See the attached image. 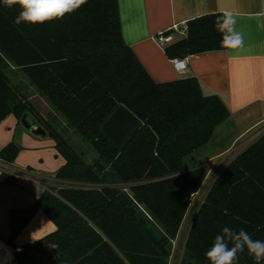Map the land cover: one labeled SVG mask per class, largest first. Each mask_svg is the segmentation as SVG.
Here are the masks:
<instances>
[{
    "label": "trees",
    "instance_id": "trees-1",
    "mask_svg": "<svg viewBox=\"0 0 264 264\" xmlns=\"http://www.w3.org/2000/svg\"><path fill=\"white\" fill-rule=\"evenodd\" d=\"M18 12L0 0V122L26 116L54 141L64 165L54 176L59 183L28 210L10 212L11 235L4 244L12 264H170L192 200L206 181V165L225 152L229 138L205 163L194 161L189 169L185 161L221 143L227 108L217 96H204L195 78L154 83L124 43L117 0H87L43 25H16ZM219 16L185 23L186 35L164 47L165 56L174 61L224 51L214 26ZM12 68L91 145L96 159L86 161L52 121L39 122L6 75ZM19 151L9 144L0 159L11 164ZM220 167L195 210L179 264H208L204 253L225 225L264 240V134ZM17 182L0 175V184ZM37 211L56 230L35 243L12 245ZM238 264L254 261L245 251Z\"/></svg>",
    "mask_w": 264,
    "mask_h": 264
},
{
    "label": "crops",
    "instance_id": "crops-1",
    "mask_svg": "<svg viewBox=\"0 0 264 264\" xmlns=\"http://www.w3.org/2000/svg\"><path fill=\"white\" fill-rule=\"evenodd\" d=\"M117 2L124 43L154 83L195 78L204 96H217L227 108L230 115L227 125L232 123L236 129L228 136L225 152L212 160L218 165L226 163L264 134V20L261 18V0ZM225 13L236 17V28L244 37L242 46L190 56L186 72L177 74L172 60L156 43V36L174 25H182L204 15ZM9 144H15L20 151L11 164L0 159V175H13L18 182L16 186L0 184V264H12L13 260L12 250L4 244L11 235L10 212L28 210L48 186L59 183L54 176L64 165L52 139L33 135L11 115L0 122V151ZM55 230L52 221L42 211H37L10 242L14 246L32 244ZM182 250L183 247L177 264Z\"/></svg>",
    "mask_w": 264,
    "mask_h": 264
},
{
    "label": "clouds",
    "instance_id": "clouds-1",
    "mask_svg": "<svg viewBox=\"0 0 264 264\" xmlns=\"http://www.w3.org/2000/svg\"><path fill=\"white\" fill-rule=\"evenodd\" d=\"M4 6H17L16 25H43L60 20L78 11L87 0H2ZM237 19L232 13L219 16L215 22L225 48L238 49L243 44V34L236 28ZM247 251L254 264H264V240L253 239L244 229L225 225L215 235L204 255L208 264H238L239 254Z\"/></svg>",
    "mask_w": 264,
    "mask_h": 264
},
{
    "label": "rangeland",
    "instance_id": "rangeland-1",
    "mask_svg": "<svg viewBox=\"0 0 264 264\" xmlns=\"http://www.w3.org/2000/svg\"><path fill=\"white\" fill-rule=\"evenodd\" d=\"M5 73L11 79V81L15 85L18 86V89L23 93V95L30 101V103L36 109L37 115H39V117H40V118H38L39 122L45 121V120H47L48 122L52 121L54 123L53 127L62 136H66L65 138L68 139L70 144L73 146V148L78 153L84 154V158L86 161L89 162V160L97 158V155L94 152L91 145L89 143L84 142L79 135L75 134L73 132V130L66 125L64 120L51 109L48 101L44 97L39 95L38 92L30 85V83L27 81V79L24 77L23 73L20 70L12 68L11 70H7ZM220 129H222V131H223L222 133L224 135V136L222 135L223 140L221 141V143H219V141L217 140L216 144L215 143L212 145L210 144V145L206 146L198 154H194L191 157L187 158L185 161L187 168H189V169L193 168L194 161H196L198 163H205L207 155L212 154L211 151L215 150V147L217 145H219V144H220V146L223 145L226 142L228 136L233 132V130L236 129V127L234 124L230 123L229 125L221 126ZM238 129L239 128H237V132L240 131ZM221 169H222V167H220V165H218L217 162L213 161V160L210 161V163H208L206 165V170H207L206 181L203 185V189L199 193L195 194V196L192 200L189 213H188L186 219H184L181 234H180L179 238L176 239V240H178V239L179 240H178V242L176 241L175 245L173 246L170 264H177L178 256H179L180 251L183 247L182 243H183V240L186 236V232L190 226L191 220L193 219L195 210L202 203V200H203L209 186L215 180L216 176L221 171ZM12 257H13V255H12Z\"/></svg>",
    "mask_w": 264,
    "mask_h": 264
},
{
    "label": "built area",
    "instance_id": "built-area-1",
    "mask_svg": "<svg viewBox=\"0 0 264 264\" xmlns=\"http://www.w3.org/2000/svg\"><path fill=\"white\" fill-rule=\"evenodd\" d=\"M261 18L264 20V0H261ZM186 35V25H174L167 31L161 32L156 36V43L164 48L178 37ZM173 69L177 74L182 75L187 69V58L172 61ZM175 245V243H174Z\"/></svg>",
    "mask_w": 264,
    "mask_h": 264
},
{
    "label": "water",
    "instance_id": "water-1",
    "mask_svg": "<svg viewBox=\"0 0 264 264\" xmlns=\"http://www.w3.org/2000/svg\"><path fill=\"white\" fill-rule=\"evenodd\" d=\"M20 122L22 127L27 131H30L33 135L45 137L44 130L38 128L37 126H33V123H30V121L27 120L26 116H23Z\"/></svg>",
    "mask_w": 264,
    "mask_h": 264
}]
</instances>
